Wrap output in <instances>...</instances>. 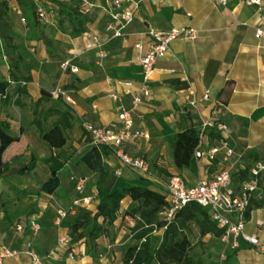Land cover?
Masks as SVG:
<instances>
[{
    "label": "crops",
    "instance_id": "1",
    "mask_svg": "<svg viewBox=\"0 0 264 264\" xmlns=\"http://www.w3.org/2000/svg\"><path fill=\"white\" fill-rule=\"evenodd\" d=\"M9 5L13 31L26 48L19 76H30V80L23 84L25 93L17 102L11 91L13 84L9 87L10 101L0 99V153L9 165L8 173L0 176V247L6 245L16 251L14 256L4 259L5 264H96L97 259L86 253L84 243L74 245L70 252L75 257L71 258L68 245L59 241L68 233L70 218L56 222L55 206L70 205L76 194H67L70 172L65 179L60 178L61 171L71 168L67 163L58 172V186L50 192L40 190L50 174L45 160L61 151L70 161L75 157V149L86 150L91 143L85 140L84 121L117 131L119 103L111 94L122 96L123 104L131 106L130 96L123 95L122 82L130 79L138 85L141 81L140 62L150 45L148 26L162 30L190 26L197 31V38L172 41L166 55L156 59L148 81L150 97L144 98L132 113L134 126L146 130L149 138L127 142L123 149L143 158L154 178L147 179L121 165L109 153L103 161L113 172L116 168L121 171L115 175L113 188L142 183L165 194L164 186L171 175H179L186 184L195 185L229 164L236 172L245 163H252L254 155L264 160V35L255 36L259 28L264 32V0L259 5L244 0H227L224 5L217 0H123L122 8L133 9L134 17L118 37L106 31L110 22L117 26L110 17L117 10L109 6L110 0H94L85 6L89 21L86 31L78 37L55 28V12H47L45 7L49 4L44 2L40 8L45 16L37 31L40 39L29 40L25 39L27 29L16 0H9ZM45 23L53 28H44ZM86 33L98 37L107 53L105 58H98ZM3 49L4 41L0 38V82L10 80ZM67 58H72L78 72L60 68V62ZM57 85L71 91L73 107L49 95ZM188 87L194 89L199 100L195 106L186 102ZM206 92L209 99L200 100ZM66 108L73 114V126L65 130L66 144L61 149L52 148L40 139L39 128L50 129ZM210 122H222L227 128L218 131L205 125ZM189 127L200 132L199 150L206 152L215 146L219 150L213 159L194 156L192 168L177 169L172 158L176 135ZM221 139L233 148L228 160L223 159ZM79 156L76 163L84 167L78 162ZM13 169L17 170L15 179L8 176ZM19 176L26 179L22 185ZM85 177L87 190L93 193L95 187L91 183L95 174L91 172L90 177ZM232 188L238 193L233 182ZM106 196V192L97 193L89 209L95 211L97 202ZM129 202V197L121 201L113 233L97 239L98 249L106 251L100 264H116L119 260L122 264V246L129 240L134 224L126 215ZM190 228L198 235L195 226L191 224ZM245 230L264 243V207L251 210ZM161 234L162 230H157L151 236V252ZM234 251L237 264H264V251L255 254L246 242ZM32 256L38 257V261Z\"/></svg>",
    "mask_w": 264,
    "mask_h": 264
},
{
    "label": "trees",
    "instance_id": "2",
    "mask_svg": "<svg viewBox=\"0 0 264 264\" xmlns=\"http://www.w3.org/2000/svg\"><path fill=\"white\" fill-rule=\"evenodd\" d=\"M94 0H87L91 3ZM105 3V0H100ZM21 17L24 18L27 34L25 39L40 37L37 34L40 23V4L48 2L46 11L55 12V28L70 37H78L86 31L88 17L84 14L87 3L83 0H16ZM40 2V3H39ZM0 38L4 41L3 53L8 58L10 80L0 82V92L7 89L4 99L10 101L9 87L12 94L18 97L25 93L22 81L27 82L30 76H19V68L24 61L25 46L13 31V22L10 16L9 0H0ZM48 41V40H46ZM13 82V83H11ZM50 95V94H49ZM73 126V114L69 108L60 113V117L52 127L43 131L39 127V137L50 147L61 149L67 142L65 130ZM86 133V132H85ZM86 137V141L90 139ZM200 132L195 127H189L177 133L173 163L177 169L194 166V153L198 149ZM110 150L99 144H90L79 156L78 162L95 174L91 185L95 190L106 192L104 200H99L95 211L84 206H75L74 213L70 217L68 228V253L75 244L82 242L86 247V253L96 257L98 250L97 239L108 237L113 233L114 222L117 219L120 204L123 198L129 197L130 202L126 208V215L134 224L130 228L129 240L122 246L123 264H237L234 249L228 248L225 258L220 261L213 258L211 253L194 254L195 244L191 241L190 234L192 224L198 229L199 240L197 244L203 247L205 236L220 239L224 229L220 228L211 218L206 207L195 202H189L177 209L169 220L162 217V213L169 207L165 194L142 183H125L113 188L115 174L103 161V157ZM259 160V156H253L252 161ZM49 165V177L41 185L40 190L52 191L58 186L60 178L58 172L65 165L66 158L59 151L45 160ZM252 163H245L242 169L232 172V182L242 184L250 178ZM9 171V165L2 159L0 153V176H5ZM262 172L258 180V188L251 195L249 204L244 211L245 220L248 219L251 210L264 207V187L262 185ZM26 193V192H24ZM70 213V212H69ZM100 219V220H99ZM157 230H162L160 240L153 252H151V236Z\"/></svg>",
    "mask_w": 264,
    "mask_h": 264
},
{
    "label": "built area",
    "instance_id": "3",
    "mask_svg": "<svg viewBox=\"0 0 264 264\" xmlns=\"http://www.w3.org/2000/svg\"><path fill=\"white\" fill-rule=\"evenodd\" d=\"M220 4H226L227 0H217ZM250 5H259L262 0H244ZM87 3V0H83ZM123 0H110V7L117 10L111 13V20L117 23L115 27L111 22L106 25V31L112 36L118 37L122 35V30L129 25L134 17L133 9L129 7L122 8ZM88 4V3H87ZM40 18H44L45 12L40 9ZM24 21V18H21ZM146 34L150 37V45L147 52L143 55L140 62L142 78L138 85L133 80H124L122 85L123 95L130 96L131 106L126 107L122 102V96L112 93L111 98L119 103L117 117L120 121V126L117 131L111 128L95 126L91 122L84 121L82 126L90 139L91 144H99L107 147L111 155L121 164L137 171L147 179L154 178V173L149 164L141 157H136L124 151L123 146L127 142L147 140L149 133L146 130L134 126L133 110L137 107L144 98L150 97L149 78L153 71V66L156 59L161 58L168 52L169 45L176 39L194 40L197 38V31L190 26L172 27L168 29H157L148 26ZM91 39V46L96 50L98 58L102 59L107 56V53L102 49L101 42L98 37L91 33H86ZM264 35L262 29H257L255 36L257 38ZM139 45H136L138 47ZM72 58L64 59L60 62V68L63 71L70 70L72 73L78 72V66L72 62ZM13 83V82H11ZM25 84V82H21ZM50 96L59 98L67 105L74 106L75 102L71 91L62 86H55L49 91ZM7 89L0 92V99L5 98ZM17 96V95H16ZM186 102L190 106H195L199 101L195 96V91L192 87L186 90ZM209 99V94L206 92L200 100L206 101ZM209 127H214L218 131L226 130L227 126L222 122H210L205 124ZM204 125V126H205ZM220 146L224 149L223 159L228 160L233 155V148L228 145L225 140L219 141ZM219 148L212 147L206 152L196 149L194 156L201 158L206 156L208 159H213ZM264 172V160L256 161L250 169V178L244 181L239 188L238 193H234L232 188V166L229 164L211 178L204 179L195 185H188L179 175H171L165 183V197L169 207L162 213L166 220L172 217V214L179 208L189 202H195L209 211L211 218L217 223L220 228L224 229V234L220 240L227 248L236 249L241 242H246L254 249L255 254H261L264 251V243H261L256 234H248L245 230L246 220L244 211L249 204L251 195L258 188V180L260 174ZM116 176L121 174L120 168L114 170ZM70 182L73 184L75 198L70 205L65 208L57 205L56 222L66 218L69 212H74L75 206H84L89 209L91 203L97 196V191L93 193L87 192L88 180L85 176L71 175ZM262 224L261 222H257ZM68 233L62 236L59 241L68 245ZM28 254L32 255L30 251ZM16 251L2 245L0 247V264H5L4 259L12 257ZM69 257H73V253H68ZM34 261H38V257L32 256Z\"/></svg>",
    "mask_w": 264,
    "mask_h": 264
},
{
    "label": "rangeland",
    "instance_id": "4",
    "mask_svg": "<svg viewBox=\"0 0 264 264\" xmlns=\"http://www.w3.org/2000/svg\"><path fill=\"white\" fill-rule=\"evenodd\" d=\"M39 1V0H37ZM40 3V2H39ZM44 28L46 29H49L50 28H53L51 25H49L48 23H45L44 24ZM84 150H80V151H77V149H75L72 154H75V157H73L70 161L67 160V164L69 166H71V168H66L64 171H61L60 173V178L62 179H65L67 174H68V185H67V194H70L69 196H74L75 195V191H74V187L72 185V183L70 182L69 180V177L71 175H78V176H87V177H90L91 176V172L90 170H88L87 168L85 167H80L78 166L76 163V160L78 158V156L84 152ZM17 175V170L16 169H13L10 171L9 175L11 178H14L15 179V176ZM39 178L43 179L44 176L42 174H38ZM18 180L20 181L21 185L26 181V179L22 176H19L18 177ZM262 185H261V188L264 187V173L262 175ZM237 189H239L240 187L238 186L237 182L235 181V183L233 184ZM90 189L87 190V192L89 193ZM69 199V198H68ZM96 199V197H95ZM63 204V205H62ZM61 205L64 206L65 208L68 207L69 204H65V203H62ZM57 207V206H55ZM162 217H164V215L162 214L161 215ZM68 218L71 217L70 213H68L67 215ZM190 238H191V241L195 244V249H194V254H200L201 251H203V254L206 255L207 253H211L213 255V258L215 259H219L220 261H222L224 258H225V255L228 251V248L225 246V244L220 240V239H215L213 237H206L203 240V247L199 246L197 244V241L199 240V237L198 235H195L193 232L190 234ZM99 250V249H98ZM105 253L106 251L100 249L99 251L96 252V259L97 260H94L96 262V264H100L101 263V260L104 259L105 257ZM100 254V255H99ZM75 257V254L73 253V258ZM121 263V260H119L116 264H120ZM109 264H112V262H110ZM123 264V263H122Z\"/></svg>",
    "mask_w": 264,
    "mask_h": 264
}]
</instances>
